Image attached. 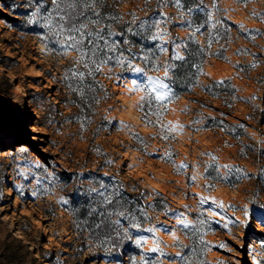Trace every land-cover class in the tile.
<instances>
[{
    "label": "rangeland",
    "instance_id": "1",
    "mask_svg": "<svg viewBox=\"0 0 264 264\" xmlns=\"http://www.w3.org/2000/svg\"><path fill=\"white\" fill-rule=\"evenodd\" d=\"M164 2L162 64L176 52L184 57L185 39L200 26L196 10L207 24L194 38L209 55L194 94L174 89L158 116L141 100L145 92L128 90L136 74L108 65L88 82L71 76L79 54H58L41 19L51 0H0V264H127L112 254L92 260L71 232L72 186L62 173L78 171L73 178L81 183L87 167L100 163L107 174L138 178L150 199L158 191L170 198L168 211L149 210L153 222L134 229L142 264H264V124L251 116L252 106L264 116V0H200L191 12L182 1ZM148 75L163 79V68ZM207 77L230 79L239 98L232 104L205 95ZM83 85L85 109L72 104L68 88ZM202 96L205 104L193 99ZM213 107L231 111L225 118L249 136H234L224 120L210 126L223 116ZM169 124L171 131L162 127ZM217 170L225 179L209 176Z\"/></svg>",
    "mask_w": 264,
    "mask_h": 264
},
{
    "label": "trees",
    "instance_id": "2",
    "mask_svg": "<svg viewBox=\"0 0 264 264\" xmlns=\"http://www.w3.org/2000/svg\"><path fill=\"white\" fill-rule=\"evenodd\" d=\"M186 9H195L200 6V0H181ZM162 0H104L102 5L97 6L102 19L101 28L110 26V30L113 33H117L112 39L121 42V48H128L131 46L132 52L140 53L141 49H151L157 52V56L154 60H157L160 64L163 63L165 57L163 53H159L158 45L159 40L151 41L144 37L141 32H137L140 22L144 20L151 21L153 18L160 19L164 6ZM45 9V7L43 8ZM48 10V9H47ZM205 13L202 11H195L193 14V22L196 25L207 24L205 19ZM161 25L166 26V22L162 21ZM128 28H132V32L126 31ZM216 26L213 29H217ZM44 30V29H42ZM153 29V33H155ZM123 35H120V34ZM208 37V36H206ZM214 37V43L217 39ZM128 43L125 44L124 41ZM208 40V39H207ZM198 41L199 43H196ZM186 45V47H185ZM185 60H173L178 67L172 78L175 81L173 85L178 94H194V86L197 85L198 79L202 76L203 69L208 58V46L202 45V43L193 38L192 35H188L182 46ZM127 55V53H125ZM141 62L140 60H137ZM194 64H199L201 70L197 71L193 67ZM113 66L112 64H109ZM144 65V64H143ZM145 66V65H144ZM115 67V66H113ZM78 70L84 71L82 65L77 66ZM121 68V67H120ZM122 72H129L124 68H121ZM208 83L202 86L203 92L209 97H217L223 99H229L233 104V98L236 96V88L232 86L230 79H225L222 82L216 79L207 77ZM89 77H85V81L88 82ZM73 87L68 88L72 91V103L74 106H78L81 109H85L88 105L87 100L90 99L86 96L87 87ZM196 101H201L205 104L204 97H193ZM216 110L222 112L223 116H217L211 118L213 125L221 126V120L229 122L225 116L232 115L231 111H226L213 107ZM254 113L251 116L254 122L258 126L264 124V116L257 115L262 113L259 108L251 107ZM245 122V121H243ZM235 127L236 131L233 133L236 137L249 136L244 127L238 124L231 123ZM245 124H249L245 122ZM100 163L95 169H90L87 166V170L82 173V182L78 183L73 177L79 176L78 171L62 173V178L65 183L72 186V191L68 193V202L66 209L70 214L73 224L71 232L75 234L74 240L78 241V246L81 251L91 250L89 257L92 260H100L104 254H112L116 259L127 264H142V257L145 255V251L136 243L134 229L129 227V221L123 217L115 214L113 205L116 204L117 199H122V203L125 208V215L132 213L136 217V222L139 227H145L148 223L153 222L154 216L149 214L148 211L155 213L166 212L171 206L170 198L163 192L158 191L151 199V191L147 189L138 178L134 176L120 177L115 170L105 173L104 168ZM214 180L218 179L217 175H209ZM222 177V174L219 173ZM114 190L119 191V196L112 197V203H104V196L98 195V193H104L105 196L112 194ZM49 216L53 213L47 211ZM106 213H110L106 214ZM146 213V215H144ZM119 221V223H117ZM97 225H100L97 227ZM16 229H19L24 237L28 239V230L17 224ZM9 235L10 232H8ZM35 249H39L43 255L42 249L38 246ZM50 262H53L51 257H45ZM36 260V259H35Z\"/></svg>",
    "mask_w": 264,
    "mask_h": 264
},
{
    "label": "snow or ice",
    "instance_id": "3",
    "mask_svg": "<svg viewBox=\"0 0 264 264\" xmlns=\"http://www.w3.org/2000/svg\"><path fill=\"white\" fill-rule=\"evenodd\" d=\"M164 0H162V3ZM104 0H51V8L46 10V13L42 15L41 19L44 22V27L47 28L48 33L51 35V42L57 46L60 50L58 54L67 55L69 51H75L79 54L72 68L68 71L72 77L83 81L85 77L95 78L97 73H101L103 68L112 64L115 67H121L129 71L130 74H136L131 80L132 87L129 91H141L146 95L141 97L142 101L148 103V107L151 110L155 106V114L162 116V108H165V102L176 98L173 85L175 81L172 78V73L177 69L175 63L160 64L154 57L157 56V52L151 49H141L140 53L132 52L131 46L128 48H121V42L112 39L117 33H113L110 30V26L101 28V21L104 19L101 17L97 6L102 5ZM175 5L181 6V0H174ZM191 12L192 9L189 8ZM209 19H213L211 13L208 14ZM164 17L161 14L160 19L153 18L151 21L144 20L140 22L137 32H141L144 37L151 41L163 40V36L167 35L160 28L161 20ZM166 22V21H165ZM191 26V25H190ZM203 25L197 26L194 29L193 38L195 32L201 31ZM212 28L216 25L212 24ZM155 29V33H153ZM126 31L132 32V28H128ZM120 35H123L122 33ZM214 37H209V43L211 44ZM128 43L127 40L124 41ZM196 43H199L196 41ZM186 47V45H185ZM159 53H164L167 48L163 44L158 45ZM127 53V55H125ZM174 60L184 61L185 57L181 56L179 52H176ZM140 60L145 67H139L135 64V61ZM82 65L84 71L78 70L77 66ZM194 68L197 71L201 70L199 64H194ZM163 68L164 78L158 76H149L148 71H159ZM143 111V105H141ZM150 112H145V119L148 123ZM167 130H173L171 124L162 126ZM176 127L182 128V125ZM168 137L165 136L164 139ZM170 155V154H169ZM186 167V165H185ZM227 167V166H225ZM217 178L225 179V177L219 176L217 170ZM195 179V177H192ZM98 195L104 196V203L111 204L113 196H119V191L114 190L111 195L105 196L104 193H98ZM125 205L122 203V199H117L116 204L113 205V209L116 210L115 214L123 217L129 221V227L138 228L139 224L136 222V217L132 213L125 215V211L122 210ZM109 214L110 213H106ZM146 215V213H144ZM119 223V221H117ZM181 224L187 226L184 220L180 221ZM100 225H97L99 227ZM151 232L153 229H148ZM143 240H137V243H142ZM152 251H158L154 248Z\"/></svg>",
    "mask_w": 264,
    "mask_h": 264
},
{
    "label": "bare ground",
    "instance_id": "4",
    "mask_svg": "<svg viewBox=\"0 0 264 264\" xmlns=\"http://www.w3.org/2000/svg\"><path fill=\"white\" fill-rule=\"evenodd\" d=\"M0 125H1V124H0ZM2 218H3L4 220H7V219H9L10 217L8 216V214L4 213V214H2ZM12 229H15V227L13 226ZM20 237H22V235H20Z\"/></svg>",
    "mask_w": 264,
    "mask_h": 264
}]
</instances>
